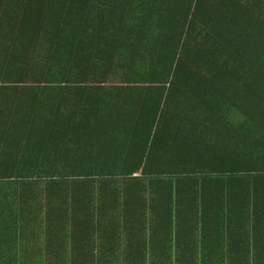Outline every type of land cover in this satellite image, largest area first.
Instances as JSON below:
<instances>
[{
  "label": "trees",
  "instance_id": "1",
  "mask_svg": "<svg viewBox=\"0 0 264 264\" xmlns=\"http://www.w3.org/2000/svg\"><path fill=\"white\" fill-rule=\"evenodd\" d=\"M128 1L55 21L44 72L69 75L0 79L38 99L0 106V264H264V0ZM174 99L210 116L179 154Z\"/></svg>",
  "mask_w": 264,
  "mask_h": 264
},
{
  "label": "crops",
  "instance_id": "2",
  "mask_svg": "<svg viewBox=\"0 0 264 264\" xmlns=\"http://www.w3.org/2000/svg\"><path fill=\"white\" fill-rule=\"evenodd\" d=\"M112 4L118 5L119 2L107 3L104 2V0H92V2H88V0H73L72 2L70 0H0V79H9L11 81L17 79L18 75L22 73V70L24 71V65H29V74L27 77L41 78L42 74L48 75V72H44V70H47L44 68V65L49 63V56L48 52L44 51L42 48L47 47L49 42H51V44L54 42V39L49 38H53L55 35V21L59 17H73L74 14L80 17L88 11L91 13L93 11L95 15H101V12L105 8L112 11ZM130 5L129 1L126 0V14H128L127 10L133 8V5ZM26 15L33 16L31 23L25 22L24 24H19L20 17H26ZM42 17H44V23L40 24L39 21ZM101 29L97 20L95 24L88 25V31H93L94 35L89 41H85L83 46L91 47L93 43H97L94 45H101L104 44V41L109 42V39L103 40L99 38L102 40H97L96 32ZM65 48L68 49L67 46H65ZM30 49H34V51H30ZM63 52V50L61 52L58 51L52 55L55 57L61 55ZM63 55L68 57L67 53H63ZM85 55L88 56L89 54L86 53L84 56ZM52 63H55V67L52 68L49 71V75L45 77L56 79V77L63 78L66 74H70L65 73V68L60 67V65H65L64 62L53 61ZM79 77L82 78L80 75ZM199 82L201 84L200 86L208 84L202 79H200ZM20 92L21 90L19 89H5L0 91V106L2 104V106L7 107L9 111L13 106L11 111L18 113L19 116H17L19 119L16 118V120L21 121V119L24 118L23 113L31 112L33 110V105L36 104L38 99L34 98L33 93L29 91H25L23 94H20ZM19 98L22 99L19 101ZM14 103L15 105H13ZM205 103H208L210 107L218 105L216 101L211 98L207 102L205 99ZM191 104L193 109H191L190 113H187V116H183L180 107L177 106L176 99L166 105L163 112L164 116L160 119V129L162 132H159L157 141V143H159H156L157 148L166 151L175 150L179 154V151L184 152L185 149L186 141L184 138L190 139L192 143L197 140L202 142L204 139V133L201 130L203 126L202 121L210 116H207V112L204 111V108L201 107L199 102L192 101ZM192 117L195 118L194 121ZM232 117H234V120H241L240 115L233 114ZM174 136H182L184 140L174 138ZM193 152L192 161H197V163L203 165L206 162L204 161V159L207 158L206 153L202 151ZM182 157H184V155ZM188 161H190V159ZM185 163L186 162H183V164ZM190 167L193 166L191 165ZM196 169L197 168H194V170L199 173ZM174 170H178V161L175 162ZM27 246L30 247L31 245L27 244Z\"/></svg>",
  "mask_w": 264,
  "mask_h": 264
}]
</instances>
